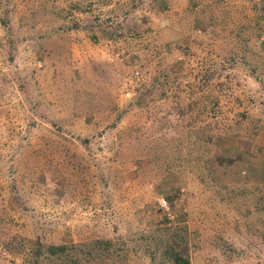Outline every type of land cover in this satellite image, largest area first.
<instances>
[{
  "label": "rangeland",
  "instance_id": "rangeland-1",
  "mask_svg": "<svg viewBox=\"0 0 264 264\" xmlns=\"http://www.w3.org/2000/svg\"><path fill=\"white\" fill-rule=\"evenodd\" d=\"M134 1L0 0V264L96 239H137L126 264H151L141 246L178 221L191 264H264L240 194L264 192L261 0ZM106 19L108 35L81 28ZM215 155L229 159L213 171Z\"/></svg>",
  "mask_w": 264,
  "mask_h": 264
},
{
  "label": "trees",
  "instance_id": "trees-1",
  "mask_svg": "<svg viewBox=\"0 0 264 264\" xmlns=\"http://www.w3.org/2000/svg\"><path fill=\"white\" fill-rule=\"evenodd\" d=\"M7 1V5H6ZM141 1V0H137ZM135 1L132 0L131 8L126 11V14L129 12H132V10L136 7ZM140 2L137 3V5ZM262 4V10L264 11V0H261ZM9 5V0H5V8ZM201 14H204L202 12ZM1 25L6 29L7 32V43L10 45L11 43V37H10V27L8 23L7 13L3 12L2 17L0 19ZM111 23L110 19H106L104 22H95L94 24H87L83 23L81 28L83 30H92L93 28L100 29L102 34L108 35L110 32L108 31V24ZM136 30L137 25L134 22ZM80 24H75L73 28H78ZM107 27V30L105 29ZM260 36L261 32L257 33L256 35V42H260ZM248 51H243L240 55L238 61L235 60L234 56H231L230 58V66L234 67L236 65H241L243 67H246V61L249 62L248 58L246 57ZM241 58V59H240ZM250 65V64H249ZM252 70L251 73L256 72V68H250ZM259 77V76H257ZM215 78V73L211 72L208 75H206L203 80L206 83V81L213 80ZM261 85H264V81L261 80ZM192 97L189 95L190 100ZM196 101H189L187 104L182 105L179 104L175 109V114L181 118L182 121L185 122V118L188 117L195 108ZM217 105L216 100L213 101L212 106ZM201 112H205L204 109L199 110L200 114ZM212 111H209V113ZM213 115L215 112H212ZM121 116H119L120 118ZM186 125V123H185ZM254 131L256 132V127H254ZM219 136L212 135L208 137L207 139H203L202 137L197 139L199 144L201 146H204V144H212V148L215 145H218L220 142ZM85 141V140H84ZM86 142V141H85ZM87 147V146H86ZM242 155H248V151L245 150L240 151ZM206 156V152L204 153ZM215 155V158L210 159V167L213 171H216L217 168L222 164V160L226 159L228 160L229 157H223ZM242 157V156H241ZM209 159L206 158V160L203 162V172L208 171V162ZM219 162V163H217ZM226 163V162H225ZM252 189L249 190V193L246 192L244 189L240 191L241 195H248L249 199L252 200L250 205L254 206V211H257V214H260V222L257 225L258 229V236L263 239L264 241V192L261 193V189H259V186H251ZM264 190V188H263ZM235 193L234 191H232ZM246 197V196H242ZM250 200V201H251ZM187 234V228L185 225H183L180 221L173 225L170 228H166L159 232L157 237L153 238L151 242L148 244L146 243V246H141L143 249L141 252L142 256L150 255V262L151 264H191L190 262V256L188 253V235ZM136 240L137 239H130L131 242H133L135 245H132L131 247L127 248V242L126 241H119L114 242L110 239H96L92 240L89 243L86 244H78V245H45L40 243L38 240L36 241L34 247H33V260L34 264L39 263L40 257L44 256V260L48 261V263L52 264H126V258H127V252L128 250L134 252V254H137L139 250L136 247ZM148 244V246H147Z\"/></svg>",
  "mask_w": 264,
  "mask_h": 264
},
{
  "label": "built area",
  "instance_id": "built-area-1",
  "mask_svg": "<svg viewBox=\"0 0 264 264\" xmlns=\"http://www.w3.org/2000/svg\"><path fill=\"white\" fill-rule=\"evenodd\" d=\"M158 204H159V207L163 210H168V204L167 202L165 201V199L163 198H160L158 199Z\"/></svg>",
  "mask_w": 264,
  "mask_h": 264
}]
</instances>
